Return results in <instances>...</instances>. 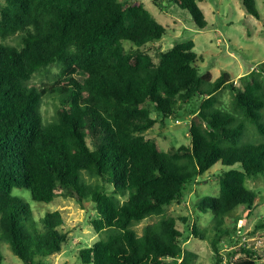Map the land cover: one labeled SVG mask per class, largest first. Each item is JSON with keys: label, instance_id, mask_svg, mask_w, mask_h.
Wrapping results in <instances>:
<instances>
[{"label": "trees", "instance_id": "1", "mask_svg": "<svg viewBox=\"0 0 264 264\" xmlns=\"http://www.w3.org/2000/svg\"><path fill=\"white\" fill-rule=\"evenodd\" d=\"M171 1L206 28L201 0ZM243 5L261 16L256 0ZM168 32L140 1L0 0V246L8 243L25 264H44L69 233L60 210L38 220L13 193L16 186L38 201L63 195L85 205L91 198V224L103 236L79 250L84 264H193L178 217L166 209L218 162L226 167L219 195L195 203L214 214V264L224 259L228 217L248 219L256 209L259 191L248 180L264 177V79L248 73L237 85L228 70L216 79L210 71L201 74L193 39L160 51L156 61L145 46ZM54 63L61 67L57 84L30 85L41 67ZM224 89L233 93L231 105L220 104ZM47 92L59 96L49 121L42 111ZM193 101L199 105L188 111ZM153 106L161 123L196 114L191 143L167 151L148 136L159 122ZM239 205L242 213L235 212ZM150 216L160 217L139 234L135 226ZM255 230H264V218ZM193 233L202 236L195 226ZM229 255L233 264H264L246 244ZM4 259L0 251V264Z\"/></svg>", "mask_w": 264, "mask_h": 264}, {"label": "rangeland", "instance_id": "2", "mask_svg": "<svg viewBox=\"0 0 264 264\" xmlns=\"http://www.w3.org/2000/svg\"><path fill=\"white\" fill-rule=\"evenodd\" d=\"M140 1L150 9L155 17L164 23L169 32L162 39L148 43L145 48L159 60V52L174 46L183 40L193 39L195 49L200 55L198 63L200 73L212 72L214 79L219 77L224 70L230 71L235 77V83L240 85L244 75L254 74L264 79V0H256L260 17L249 13L243 0H201L199 5L203 8L208 19L206 28H200L194 21L191 13L171 0H122ZM127 48L131 47L129 41H124ZM61 67L51 64L41 67L30 80V85L40 86L48 89L58 83ZM246 75V76H247ZM220 104L231 105L234 98L230 89L221 90L219 93ZM59 105V96L55 93L44 94L42 111L47 121L56 117ZM199 101H193L186 108L197 107ZM185 114L178 118L167 117L161 123L162 115L152 108V116L159 119V122L151 128L147 135L157 137L164 150L170 151L173 147L191 143L190 119ZM226 167L216 163L209 171L201 175L198 181L189 183L185 198L182 202H174L166 209L168 215L178 217V227L183 232L181 244L184 249L192 250L195 253L193 264H214L215 250L213 238L216 235V224L213 220V211H202L196 206V202L206 195H219L220 174ZM84 176L93 180L86 172ZM248 184L259 192L258 205L250 218L233 221L228 217L223 227L230 230L229 235H224L221 241L224 258H231L229 252L240 244L259 250L260 261L264 263V245H256L257 239H264V230H255L258 220L264 218V177L257 179L250 178ZM15 195L22 196L30 204L38 220L48 212L60 210L65 221L63 230L69 233L67 241L60 251L43 258L44 264H84L79 257V250L93 244L103 236L98 233L91 224V218L95 216L96 210L91 198L81 204L74 197L63 195L56 196L50 202L35 200L31 191L26 187L16 186L13 189ZM245 210L243 205L236 207L235 212L242 213ZM160 216H150L138 223L135 228L139 234L143 233L145 225L155 222ZM182 217H187L184 221ZM41 225V223H40ZM196 227L201 235L193 233ZM0 251L5 259L1 264H25L24 261L13 252L8 243H1ZM243 254H236L239 257Z\"/></svg>", "mask_w": 264, "mask_h": 264}, {"label": "built area", "instance_id": "3", "mask_svg": "<svg viewBox=\"0 0 264 264\" xmlns=\"http://www.w3.org/2000/svg\"><path fill=\"white\" fill-rule=\"evenodd\" d=\"M256 245H264V239H257ZM221 264H233V261H230L228 258H224Z\"/></svg>", "mask_w": 264, "mask_h": 264}]
</instances>
